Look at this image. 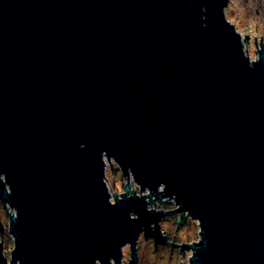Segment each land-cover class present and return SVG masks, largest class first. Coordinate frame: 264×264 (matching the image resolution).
Wrapping results in <instances>:
<instances>
[{"label": "water", "instance_id": "95a60500", "mask_svg": "<svg viewBox=\"0 0 264 264\" xmlns=\"http://www.w3.org/2000/svg\"><path fill=\"white\" fill-rule=\"evenodd\" d=\"M226 5L0 0V264H123L126 244L136 264L179 211L188 264H264V46L247 56Z\"/></svg>", "mask_w": 264, "mask_h": 264}, {"label": "rangeland", "instance_id": "374dc122", "mask_svg": "<svg viewBox=\"0 0 264 264\" xmlns=\"http://www.w3.org/2000/svg\"><path fill=\"white\" fill-rule=\"evenodd\" d=\"M224 14L227 20L234 24L235 29L242 36L244 52L247 53V56H250V59H256L258 56L257 51L254 53V49L257 50L260 48V45L258 44L260 35L262 45L264 46V0H227V5L224 8ZM243 34H248L247 42H243ZM254 36L257 46L254 45L253 42ZM105 170V181L108 191L111 194H113V192L118 194L123 193L124 185L127 180L124 176H122L121 170H119L117 164L112 160L110 168V163L107 162ZM128 180L131 183L129 186L130 189L140 193L138 185L133 182L131 177H129ZM147 191L148 190L145 189L143 193L145 194ZM160 199V203L158 199H156L155 204H151V208H159L162 210L176 208L174 200L170 199L165 201V198ZM148 207H150V204ZM0 218L2 219L5 229L2 239L3 250L5 251L6 258H8L10 249L13 247V239L7 229L8 218L6 216V211L1 206ZM159 223L160 229L163 234H166V241L169 243L158 242L156 248H153L154 245L152 238H144V235L140 233V236L136 241L138 256L136 264H188V257L191 255V251L184 248L183 257L182 252L179 251L180 246H171L170 242L172 241L173 243L180 244L181 242L191 243L192 241H197L199 239L198 222L189 217L185 212L179 211L174 212L168 217L162 218ZM122 257L123 264H126L131 257L128 244H126L123 248Z\"/></svg>", "mask_w": 264, "mask_h": 264}]
</instances>
